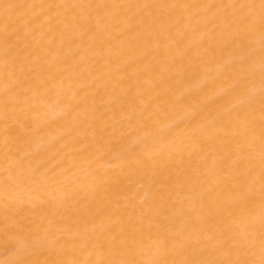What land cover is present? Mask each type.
<instances>
[{
    "label": "bare ground",
    "instance_id": "bare-ground-1",
    "mask_svg": "<svg viewBox=\"0 0 264 264\" xmlns=\"http://www.w3.org/2000/svg\"><path fill=\"white\" fill-rule=\"evenodd\" d=\"M261 0H0V264H264Z\"/></svg>",
    "mask_w": 264,
    "mask_h": 264
},
{
    "label": "snow or ice",
    "instance_id": "snow-or-ice-1",
    "mask_svg": "<svg viewBox=\"0 0 264 264\" xmlns=\"http://www.w3.org/2000/svg\"><path fill=\"white\" fill-rule=\"evenodd\" d=\"M262 21H264V0H261Z\"/></svg>",
    "mask_w": 264,
    "mask_h": 264
}]
</instances>
